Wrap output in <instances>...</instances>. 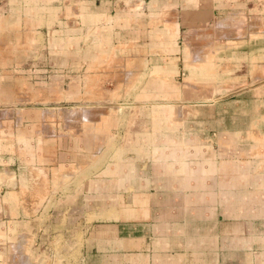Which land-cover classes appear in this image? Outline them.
I'll list each match as a JSON object with an SVG mask.
<instances>
[{
	"label": "crops",
	"instance_id": "0c3cea01",
	"mask_svg": "<svg viewBox=\"0 0 264 264\" xmlns=\"http://www.w3.org/2000/svg\"><path fill=\"white\" fill-rule=\"evenodd\" d=\"M75 3L66 7L80 9L79 34L100 39V56L36 68L37 84L83 103L100 85V106L130 110L64 134L46 133L40 111H1L0 170L16 183L0 180V264H262L264 80L209 98L175 72L185 32L233 13L264 20V0Z\"/></svg>",
	"mask_w": 264,
	"mask_h": 264
},
{
	"label": "rangeland",
	"instance_id": "374dc122",
	"mask_svg": "<svg viewBox=\"0 0 264 264\" xmlns=\"http://www.w3.org/2000/svg\"><path fill=\"white\" fill-rule=\"evenodd\" d=\"M67 1L0 0V114L3 111L7 115L8 112L10 119H13L23 108L26 111H40L41 125L46 128V133L73 132L76 127L83 126L84 119H89L88 126H97L100 113L130 110L126 104L115 102L112 106H100V85L96 88L90 86L92 92L85 97L86 103H83L80 99L75 102L57 101L43 92L50 84H37L41 80L34 77L33 70L36 68L48 69L52 63L64 64L66 57L81 66L84 63L82 58L89 61L100 56V39L80 36L83 30L77 22L80 9L75 5L66 7ZM89 30L95 32L97 28L89 26ZM175 42L173 40L169 44L171 50ZM93 44L97 46L92 49ZM176 46L185 49L186 53V58L180 62L184 70L180 69L179 74L175 72L179 75L176 81L186 79V88L195 85L202 96H225L264 80V67L261 69L258 66L264 62V20L258 17L244 13L228 14L199 31L185 32L179 44L177 40ZM87 47L92 50L82 54L81 51ZM242 48H252V53L255 50L258 53H237ZM176 60L170 59L168 68H178ZM119 62V71L122 72L124 61ZM145 63H149L146 58ZM140 64L141 59H137L135 65ZM47 69L43 75H49ZM149 73L151 71L147 75ZM241 75H244L242 79ZM63 85L65 88L61 87V91L65 92L67 82ZM133 87L128 95L140 92L139 87ZM57 89L60 90L59 87ZM33 93L38 96L36 101H32ZM14 177L13 172L0 170V180L8 178V181L13 182L10 184H15ZM62 178L65 183L67 177ZM26 250L23 248L22 254L16 252V255L26 257L29 255ZM60 260L61 257L55 264H60Z\"/></svg>",
	"mask_w": 264,
	"mask_h": 264
},
{
	"label": "built area",
	"instance_id": "2783aa9c",
	"mask_svg": "<svg viewBox=\"0 0 264 264\" xmlns=\"http://www.w3.org/2000/svg\"><path fill=\"white\" fill-rule=\"evenodd\" d=\"M262 264H264V262Z\"/></svg>",
	"mask_w": 264,
	"mask_h": 264
}]
</instances>
